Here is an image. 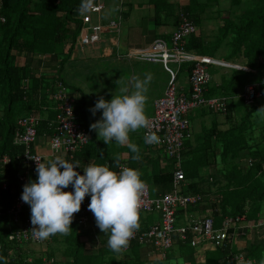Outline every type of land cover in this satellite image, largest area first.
Segmentation results:
<instances>
[{
    "label": "trees",
    "instance_id": "1",
    "mask_svg": "<svg viewBox=\"0 0 264 264\" xmlns=\"http://www.w3.org/2000/svg\"><path fill=\"white\" fill-rule=\"evenodd\" d=\"M214 1L217 0H207V3L206 0L205 2L190 0L186 7L180 8L194 22L197 29L196 34L186 40L185 49L195 55L215 58L225 47L227 53L223 61L257 72L255 81L260 83L261 99H264V66L258 61L260 57L264 58V0H247L244 11L240 14L233 12L224 19L214 37V42H209L202 36L199 18ZM233 1L234 7L240 5L238 0ZM87 2L88 0H4L3 2L1 14L5 22L0 23V159L3 155L12 158L7 168L0 164V185L3 181H7L9 185L6 191L0 188V205L5 211L12 204L14 197L23 192V188L16 183L21 167L16 156L21 150L12 144L17 121L28 115L42 117L44 115L42 108L46 106L37 99L38 94L45 87L46 77L33 76L28 67L17 66L16 57L19 54L31 57L57 54V47H61L65 63L71 58L79 59L78 44L83 28L84 6ZM165 6V19L173 18V25L177 27L179 13L175 14L171 5L165 4ZM160 13L158 11L155 15L158 23L163 19ZM162 38L166 41L169 39L165 36ZM190 69V64H183L180 72L189 76ZM229 74L231 79L223 81L219 93L222 97H231L236 101L231 105L228 99L227 115L214 113L228 120L229 126L222 131L215 126L209 128L196 144V148L192 149L189 144L191 140L186 143L182 152L185 183L178 188L181 194L200 195L201 206L203 200L210 203L208 215L214 219L215 229H219L222 221L227 217L233 220V225L237 224L234 222L235 219L241 216L254 222L264 219V108H255V105L245 106L243 93L240 98L238 97L239 92H244L245 86L254 81L243 80L242 75L251 77L250 73L230 70ZM54 80L52 79L50 85ZM56 80L63 82L67 89L71 88L64 79ZM207 96L214 97L213 94ZM84 106V97L77 96L76 113L83 116ZM240 112H243V115L236 118ZM53 118L54 116L45 119ZM38 132L51 134L53 130H47V123L44 122ZM92 142L83 151L77 153L73 160L68 159L69 162L78 163L80 167L76 169L80 170L83 166L82 162L90 160H94L98 165L108 164L112 170L116 169L120 162L100 153V148H96ZM133 155L135 154L131 152L130 158L122 163L141 173V179L149 186L152 197L157 194L154 186L167 194L173 190L174 161H168L169 168L160 169L158 159L154 160L146 155L145 151H140L138 160L132 159ZM213 167L214 169H210ZM13 189L14 193L11 192ZM186 210L188 209L177 212L176 228L180 219L179 214ZM27 215L25 211L21 219ZM15 228L16 225L6 215L0 217L2 246L0 257L3 258L0 264H46L42 257L33 255L34 251L25 250L24 247L31 243L21 245L8 243L7 235ZM71 228L73 230L68 235L61 237L65 247L63 251L71 259L70 264H169L168 255L171 250L177 246L190 245L192 237L189 234L188 239L181 242L176 234L173 235V246L166 249L164 258L152 261L141 256L139 251L141 247L137 244H132L127 251L121 253L113 254L107 250H100L96 254H88L79 233V229L82 228L76 222V214ZM232 231L230 229L229 233ZM232 252H234L232 247L216 248L214 251L206 252L204 264H223ZM248 253L245 255L247 258L255 260L258 264H264L263 242L250 249ZM49 258L52 256L49 255L46 259Z\"/></svg>",
    "mask_w": 264,
    "mask_h": 264
},
{
    "label": "built area",
    "instance_id": "2",
    "mask_svg": "<svg viewBox=\"0 0 264 264\" xmlns=\"http://www.w3.org/2000/svg\"><path fill=\"white\" fill-rule=\"evenodd\" d=\"M4 0H0V23H4L1 12ZM89 7L84 10L88 16L84 17V22L90 21L89 15L99 16L105 9L101 1L88 0ZM179 24L173 31L168 41L163 39L155 40L148 48L130 51L124 56L125 59L135 62L160 63L170 75V81L166 85L163 94L154 102L153 114L147 116L149 125L142 128L143 142L145 134L156 133L160 142L158 144H145L149 148L162 152V158L168 161H174L173 167V187L174 191L162 196L152 197L149 187L141 197L140 214L141 213H159L160 222L148 227L145 231H135L130 240L129 246L124 250L127 251L132 244L138 246L153 245L157 249H161L164 256L166 249L173 246L176 234L181 242H185L190 234L195 240H199L210 244L213 249L231 248L233 234L229 230L233 227V220L225 218L221 227L215 229L214 219L209 215L204 217L191 219L186 225L181 227L175 226L176 215L179 210L189 209L198 206L202 197L198 194H181L178 188L185 183V177L182 170V152L187 142L192 139V129L189 115L197 109H207L212 113L227 115L228 98L227 97H208L207 90L211 76L209 67L215 66L223 70L251 72L248 68L232 64L223 60L207 56H199L188 52L185 49V42L192 35L196 34V26L189 16L182 10H179ZM109 28L113 31H119V21L112 20ZM105 31L104 26L100 23L92 24L90 27L83 26L81 38L78 48L80 51L84 49H93L99 46L102 34ZM259 63L264 66V58L258 59ZM169 64L177 66V71L183 64H190V74L188 76L189 90L188 92H178L175 87L176 73L169 67ZM264 79V78H263ZM53 103V119H45L36 115H28L17 121V127L14 132L13 146L20 148V153L16 159L21 163L19 174L17 177V185L23 188L30 180H35L36 166L39 162H44V157L34 151L39 136V129L42 123H47V130H53L50 134L43 133L48 136L50 142V157L54 158L63 155L69 160H73L77 153L83 151L91 142V135L88 129L80 121V116L75 110V99L70 95L67 87L63 82L54 80L51 89L47 90ZM262 98L260 83H251L245 86L242 99L245 106L251 107L254 103ZM37 99L41 101L43 95L38 94ZM47 110L46 107L42 108ZM12 162L9 155H3L0 164L7 168ZM251 165V163H250ZM108 166V164H106ZM109 167V166H108ZM122 167H127L125 163H119L113 171L119 172ZM112 170V169H111ZM8 182L3 181L0 185L2 191L8 190ZM14 193V189L11 191ZM21 194L14 197L12 204L5 211L0 205V217L6 215L14 225L15 229H11L7 235L8 243L21 245L23 243L41 244L44 239L38 238L32 231L31 209L30 206L23 202ZM81 210L76 214V222L81 228H91L98 230L94 214L89 210L90 196L85 197ZM26 211L27 217L21 219V215ZM245 221V217H237L235 223ZM257 227L264 228V219L256 222ZM2 246L0 245V253ZM46 264L53 262L52 259H45ZM223 264H258L255 260L247 258L243 253L232 252L226 258Z\"/></svg>",
    "mask_w": 264,
    "mask_h": 264
},
{
    "label": "crops",
    "instance_id": "3",
    "mask_svg": "<svg viewBox=\"0 0 264 264\" xmlns=\"http://www.w3.org/2000/svg\"><path fill=\"white\" fill-rule=\"evenodd\" d=\"M91 1L95 2L98 0ZM99 1H101L105 6V9L99 16L89 15L90 21L88 20V22H84V17L88 16L87 13L83 12V17L82 15L80 16L83 19V26L85 28H88L92 24H96L97 22L104 26L105 31L102 34L103 37L98 47L93 49H84L83 51L79 50L82 53L79 59L74 60L71 58V60L66 63L64 62V56H62V59H60L61 57H59L57 54H49L41 57H31L19 54L16 57L15 63L17 66L28 67V69L30 70V74L33 76L46 77L45 87L41 90L43 99L39 101L40 103H44L46 105L45 107L47 108V110H44L43 112L44 115L42 117L44 118H52L54 116V112L52 110L53 103L49 97V94L47 93V90L51 89L52 84L50 85V82L52 81V79L56 80L59 78L64 79L66 84L71 87H68V91L70 95L73 96V98L75 99V102L77 96L82 95L84 97V101L86 102L84 106V115L81 116V114L78 113V116H80V118H84L86 115L88 116L89 108H91V106L87 103V96L89 95H87L86 92L81 88V83H77V80H89L92 75L91 73L93 71L95 72L99 65L100 67L103 66V68L101 69V73L103 74V77L100 79V83L102 84L101 86L106 85V88L109 93L114 90L116 91L117 95H124V89H127L128 94H130L132 91H134L133 85L137 77L140 79H144L148 74H151L152 79L150 81L148 91L146 93V107L149 109V105L151 104L152 112L154 108V102L162 96L166 85L170 81L169 73L160 63L135 62L129 61L124 57H120L124 56L130 51L146 49L155 40L163 39V36L167 38L169 37L170 39L171 34L175 30V27L172 24L171 18L165 19V8H163L164 10H162V12L160 13L163 16V19L159 23L157 22V18H155L157 12L154 14V16H142V19L138 21V19H133L135 15H131L130 10L134 7V5H137L138 8L141 7L143 5V0H118V2L117 0H114V2H109L108 0ZM189 1L190 0H188V4ZM163 2L164 5L167 3L166 0H164ZM127 6L128 8H126ZM103 13L104 15L106 14L108 16V19L104 21V23L101 22L104 16H101ZM93 17H95L96 22H93ZM112 20L119 21V31H113L109 28V23ZM122 21L125 23V25L121 29ZM78 60H80L81 63H78ZM83 63L87 64L86 66H90L92 68L93 71H91L90 74L88 73L86 75L84 71H79L80 68L73 67L79 64L84 69V67L86 66H84ZM135 64H140V66L134 67ZM68 66H71L72 68L67 69ZM162 71H166L167 73L166 81L162 80ZM229 72L230 71L223 70L220 74H215L214 77L211 76L210 83L208 84V92L206 95L210 94L211 96V94H213L214 97H220L221 95L219 92L223 81H229L231 79ZM249 73L251 74L250 79L254 80L251 82L257 83L255 81L257 72L251 71ZM185 78L187 80L185 79L181 82L182 84H180L177 89L178 92H188V76H186ZM242 93L243 92L238 95L239 98L241 97ZM227 98L230 99L231 105H233V103H235L236 101H233L231 97ZM197 112L198 111H195L189 115L190 123L192 124V120H195L196 118L198 123V130H201V135H198L197 139H191V142L189 143L192 149L196 148V144L204 135V132L209 128L215 126L222 131L229 126V121L225 120V118L222 116H217L210 111L202 109H199V112ZM148 116H150V114ZM154 150L155 149L146 148L144 142L142 145V149H140L141 152L145 151V154L152 157L154 160L158 159L160 169H166L167 167L169 168V164L167 163V165L165 163L160 153H157V151ZM34 151L44 157L45 163L55 159V157H50L51 152L49 138L47 135L43 136L42 133H40L37 138L36 144L34 145ZM115 153L117 157L114 155ZM109 154L114 155V157L110 156L109 159L111 158L122 163L130 158L131 150L127 147L123 153L121 152V154L119 150H116V152ZM60 156H62L65 160L69 161L67 157L63 155ZM90 162L94 163V160L84 161V163L82 162V164L80 163L81 165H83L82 169H76V171L83 175V168L86 167L87 164ZM210 169H214V167ZM154 189L157 192V194H155V197L167 194V192H162L161 189L157 186H154ZM64 191H72L71 186L64 189ZM173 191L174 187L171 192ZM86 201L88 200L84 199L83 203H85ZM203 201V206L198 205L194 208L191 207L190 209L184 211V213L179 214L180 219H178L177 223L178 228L183 225H186V223H188L191 219L204 217L210 213V203L206 202L207 200ZM153 214L154 215H150L149 217H146L144 214H140V227L137 232L145 231L151 225L160 222V214ZM258 221L260 220L258 219ZM256 222L257 220L254 222L253 220L245 219V221L233 225V227L231 228L233 230V237L231 243L234 252H240L244 255H248L250 249L262 242L264 243V228L257 227L255 225ZM79 233L84 243L86 253L96 254L100 250H107L115 254V252H113L110 248L107 247L108 235L103 234L100 229L93 230L91 228H82L81 230L79 229ZM61 237H63V235L61 234H55L50 236L49 241L44 240L43 243L40 244L39 252H35V254L33 253V255L36 257H42V260H45L50 255L52 256V258L49 259H52L53 262H56L57 264H70L71 259L63 251L65 247L64 244H62ZM190 239V245H183L182 247L177 246L171 250V253L168 255L169 264L205 263V253L214 251L213 247L208 243L195 240L194 237H191ZM56 242H58V244ZM139 251L144 259L154 261L161 260L164 258L161 251L153 245L141 246Z\"/></svg>",
    "mask_w": 264,
    "mask_h": 264
},
{
    "label": "clouds",
    "instance_id": "4",
    "mask_svg": "<svg viewBox=\"0 0 264 264\" xmlns=\"http://www.w3.org/2000/svg\"><path fill=\"white\" fill-rule=\"evenodd\" d=\"M88 7L85 5L84 10ZM151 79V74L144 79L137 77L130 94L124 89V95H114L110 101L101 97L90 109L93 116L102 110L100 119L90 126L98 138L105 144L114 141L126 145L135 154L134 160L140 159V149L130 141V133L149 125L145 105ZM159 142L156 133L145 134V144ZM77 167H80L78 163H71L60 155L37 164V178L23 186L21 195L31 209L32 231L42 240L55 234L68 235L73 230L74 214L81 210L85 197L90 196L88 208L94 214L97 227L108 235L107 247L115 253L123 252L140 227L141 197L147 189L141 173L129 167L115 172L108 166L90 162L81 175ZM69 186L72 191H64Z\"/></svg>",
    "mask_w": 264,
    "mask_h": 264
},
{
    "label": "rangeland",
    "instance_id": "5",
    "mask_svg": "<svg viewBox=\"0 0 264 264\" xmlns=\"http://www.w3.org/2000/svg\"><path fill=\"white\" fill-rule=\"evenodd\" d=\"M109 2H114V0H108ZM164 0H143V5L141 7L138 8L137 5H134V7L130 10L131 11V15H135L134 16V20L140 21L142 19V16H146L148 17L149 15L154 16V14L156 12H162V10H164L163 8H165L164 5ZM205 2V0H200V2ZM237 1V0H235ZM240 5L238 4V6L233 4V0H217L214 2H211L207 9L200 14V24H201V32H202V36L209 42H214V37L216 36V34L218 33V28L220 26L221 23H223L224 19L228 18L231 13L236 12L237 14H240L244 11V7L246 6L245 3H247V0H238ZM118 2V0H117ZM166 5H171L173 7V12L175 14H177V12L179 13V10L181 7H186L188 4V0H166ZM207 3V0H206ZM252 3V2H251ZM118 6V5H117ZM128 8V6L126 7ZM104 13L101 15L103 16ZM221 18V20H220ZM108 19V16L105 14L103 16V20L101 21L102 23H104V21H106ZM172 24H174L173 22V18L171 19ZM170 21V22H171ZM93 22H96L95 17H93ZM98 23V22H97ZM125 23L122 21L121 24V29L124 27ZM176 26V25H174ZM176 28V27H175ZM197 30V29H196ZM103 37V36H102ZM57 51V55L59 57H61L60 59H62V55H63V51L61 47H58L56 49ZM227 53V49L225 47H223L216 55L215 58H217L218 60H222L224 59V56ZM82 53L80 52V55ZM78 63H81L80 60L77 61ZM84 64V63H83ZM87 64H84V66H86ZM98 66V65H97ZM140 66V64H135L134 67H138ZM73 67H78L80 68V70L84 71V73H86V75L89 73H91L92 68L90 66H86L84 67V69L82 68V66H80L79 64L73 66ZM169 67L176 73V80L174 82L175 87L178 89L179 85L182 84L181 82L183 80H185L186 76L180 72L177 71V66L174 64H169ZM71 66H68L67 69H71ZM87 70H86V69ZM103 68L100 67V65L97 67V69L95 70V72L93 71L91 74V77L89 80H85V79H81V80H77V83H81V88L86 92L88 97L87 103L91 106V108H93L95 106V103L98 99H100L101 97H103L105 100L110 101L114 95L116 94V91L112 90L110 93L108 92L106 85L101 86L102 84L100 83V79L103 77V74L101 73V69ZM209 74L210 76L214 77L215 74H220L223 69H220L218 67L215 66H210L209 69ZM162 80H167V73L166 71H162ZM243 80L248 81L251 77L249 75H242ZM187 80V79H186ZM87 89V90H86ZM241 92H239L240 94ZM264 99H260L258 101H256L254 103V107H259L260 109L264 108ZM86 103V102H85ZM149 109L146 107L145 105V113L148 116L149 114L152 115L153 112L151 111V104L149 105ZM89 108V115L85 116L84 118H80V121L85 124L86 128L88 129V131L90 132L91 135V142L92 144L96 147V148H100V153L104 154V155H108L113 156L114 155L117 157L116 153L114 155H110L109 153H113L116 152V150H119L120 154L121 152L123 153L124 150L127 148L126 145H118L116 142H111L109 144H105L102 141V138H98L97 132L95 130L91 129V125L93 123H95L97 120L100 119L101 114H102V110L100 112H97L95 116H93L92 112L90 111ZM154 110V108H153ZM199 112V109L195 110ZM193 111V112H195ZM192 112V113H193ZM197 112V113H198ZM243 115V112H240V115H238L236 118H239L240 116ZM264 115V112H263ZM86 122H85V121ZM198 123L197 120L195 118V120H192V124H191V129H192V139H197L198 135H201V130H198ZM257 135V132L255 133V136ZM254 136V137H255ZM130 141L133 143H135L136 141V145H138L139 149H142V145H143V136H142V128L139 129L136 132H132L130 133ZM153 149V148H151ZM157 151V153H160L161 157H162V152L159 150H154ZM165 163L169 164L168 160L164 159ZM167 164V165H168ZM168 165V166H169ZM208 171V170H207ZM152 189V187H151ZM144 214L146 217H149L150 215H154V214H150V213H142ZM45 241H49V238L44 239ZM42 244V243H41ZM25 246V245H23ZM25 250L27 249V251L29 252H39L40 249V244H28L27 246L24 247ZM24 253V252H23Z\"/></svg>",
    "mask_w": 264,
    "mask_h": 264
},
{
    "label": "bare ground",
    "instance_id": "6",
    "mask_svg": "<svg viewBox=\"0 0 264 264\" xmlns=\"http://www.w3.org/2000/svg\"><path fill=\"white\" fill-rule=\"evenodd\" d=\"M12 248V247H11Z\"/></svg>",
    "mask_w": 264,
    "mask_h": 264
}]
</instances>
